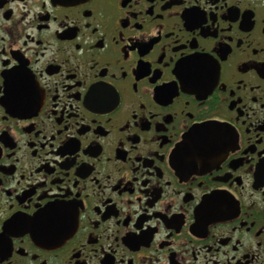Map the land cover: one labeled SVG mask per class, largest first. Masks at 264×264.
Here are the masks:
<instances>
[{
    "label": "flooded vegetation",
    "instance_id": "obj_1",
    "mask_svg": "<svg viewBox=\"0 0 264 264\" xmlns=\"http://www.w3.org/2000/svg\"><path fill=\"white\" fill-rule=\"evenodd\" d=\"M0 264H264V0H0Z\"/></svg>",
    "mask_w": 264,
    "mask_h": 264
}]
</instances>
